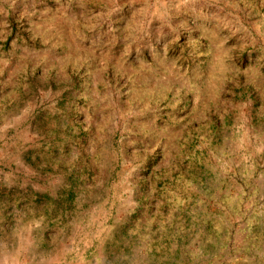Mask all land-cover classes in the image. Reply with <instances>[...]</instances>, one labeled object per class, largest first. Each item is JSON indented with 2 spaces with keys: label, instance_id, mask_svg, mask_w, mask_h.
Here are the masks:
<instances>
[{
  "label": "rangeland",
  "instance_id": "1",
  "mask_svg": "<svg viewBox=\"0 0 264 264\" xmlns=\"http://www.w3.org/2000/svg\"><path fill=\"white\" fill-rule=\"evenodd\" d=\"M0 264H264V0H0Z\"/></svg>",
  "mask_w": 264,
  "mask_h": 264
}]
</instances>
